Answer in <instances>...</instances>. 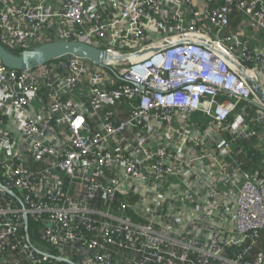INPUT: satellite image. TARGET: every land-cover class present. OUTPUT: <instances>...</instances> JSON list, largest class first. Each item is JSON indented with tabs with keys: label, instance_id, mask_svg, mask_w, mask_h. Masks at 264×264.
<instances>
[{
	"label": "built area",
	"instance_id": "1",
	"mask_svg": "<svg viewBox=\"0 0 264 264\" xmlns=\"http://www.w3.org/2000/svg\"><path fill=\"white\" fill-rule=\"evenodd\" d=\"M55 41L128 60L0 62V264H264V0H0L8 52Z\"/></svg>",
	"mask_w": 264,
	"mask_h": 264
},
{
	"label": "water",
	"instance_id": "2",
	"mask_svg": "<svg viewBox=\"0 0 264 264\" xmlns=\"http://www.w3.org/2000/svg\"><path fill=\"white\" fill-rule=\"evenodd\" d=\"M71 57L87 60L94 65H101L103 62L109 61L125 63L128 60L125 56L114 58L109 54L76 41H55L44 43L20 54L10 53L0 44V62L2 65L8 69L19 72L31 70L54 60H67ZM243 77L251 88L253 94L264 107V89L254 79L249 78L245 74H243Z\"/></svg>",
	"mask_w": 264,
	"mask_h": 264
},
{
	"label": "trees",
	"instance_id": "3",
	"mask_svg": "<svg viewBox=\"0 0 264 264\" xmlns=\"http://www.w3.org/2000/svg\"><path fill=\"white\" fill-rule=\"evenodd\" d=\"M253 115H249L248 119L252 118ZM257 131L261 135V138L264 139V124L261 127H258ZM255 141H243V152L238 156L240 160L243 161L244 170L254 173L257 171V179L264 180V149L263 146H260L259 149L254 147ZM262 180V181H263ZM39 231V224L30 218L28 219V232L29 237L32 241H38L37 238ZM52 254H55L56 251H52ZM61 264V263H58Z\"/></svg>",
	"mask_w": 264,
	"mask_h": 264
},
{
	"label": "crops",
	"instance_id": "4",
	"mask_svg": "<svg viewBox=\"0 0 264 264\" xmlns=\"http://www.w3.org/2000/svg\"><path fill=\"white\" fill-rule=\"evenodd\" d=\"M260 146H263V144L255 141L254 147L259 149ZM263 149H264V147H263Z\"/></svg>",
	"mask_w": 264,
	"mask_h": 264
},
{
	"label": "rangeland",
	"instance_id": "5",
	"mask_svg": "<svg viewBox=\"0 0 264 264\" xmlns=\"http://www.w3.org/2000/svg\"><path fill=\"white\" fill-rule=\"evenodd\" d=\"M39 246H41V245H39ZM39 248H41V247H39ZM43 249V248H42Z\"/></svg>",
	"mask_w": 264,
	"mask_h": 264
}]
</instances>
